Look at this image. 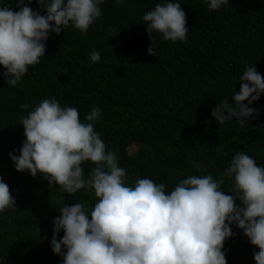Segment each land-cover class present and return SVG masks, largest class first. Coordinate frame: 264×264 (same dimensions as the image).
I'll use <instances>...</instances> for the list:
<instances>
[{
    "label": "trees",
    "instance_id": "16d2710c",
    "mask_svg": "<svg viewBox=\"0 0 264 264\" xmlns=\"http://www.w3.org/2000/svg\"><path fill=\"white\" fill-rule=\"evenodd\" d=\"M166 2L103 0L102 15L87 32L72 25L59 35L50 32L45 55L14 87L0 66V177L16 200V208L0 213V264H63L50 246L61 197L68 205L85 203L86 212L96 202L87 188L69 196L42 174L15 169L9 153L19 155L25 139L21 119L44 99L75 107L84 123L86 114L100 109L94 129L126 170V184L147 177L167 192L190 175L218 180L237 152L264 167V93L248 105L259 116L243 126L236 118L220 125L211 115L217 103L232 102L246 65L264 76V0H229L212 11L205 0H173L186 12V40L165 41L153 31L151 41L142 17ZM4 6L19 10L16 0H0ZM29 6L44 14L36 0ZM151 43L155 56L147 52ZM93 51L100 54L96 63ZM82 167L87 179L95 165ZM232 184L225 176L221 190L230 195ZM231 227L237 235L224 243L228 264H255L259 249ZM62 236L63 230L57 239Z\"/></svg>",
    "mask_w": 264,
    "mask_h": 264
},
{
    "label": "clouds",
    "instance_id": "9594fccd",
    "mask_svg": "<svg viewBox=\"0 0 264 264\" xmlns=\"http://www.w3.org/2000/svg\"><path fill=\"white\" fill-rule=\"evenodd\" d=\"M205 2L212 11L229 0ZM31 3L16 0L17 11L0 7V66L10 87L45 55L50 32L59 35L69 25L87 32L102 15L103 0H36L43 15ZM142 19L151 41L153 31L173 43L187 38L180 2L158 3ZM147 52L156 55L152 43ZM89 56L93 63L100 60L99 52ZM239 82L232 102L225 99L211 111L220 125L236 118L243 126L249 117L259 116V110L248 105L264 93V76L255 65H246ZM99 116L100 109L93 108L84 123L75 107L44 99L21 119L25 139L19 155L9 153L17 171L42 174L48 185H58L69 196L84 188L94 192L90 212L85 203L68 205L61 197L50 246L63 264H228L223 249L225 240L237 235L232 224L259 249L253 253L255 264H264V167L237 152L218 180L211 174L190 175L167 192L164 183L147 177L126 184V170L94 129ZM85 162L95 165L87 179ZM225 176L233 180L230 195L221 190ZM9 208H16V200L0 177V213ZM61 230L63 236L57 239Z\"/></svg>",
    "mask_w": 264,
    "mask_h": 264
}]
</instances>
